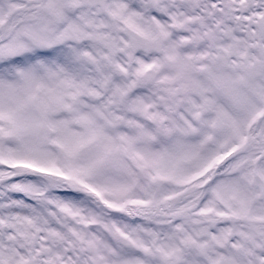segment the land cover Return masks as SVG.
Here are the masks:
<instances>
[{
    "label": "snow or ice",
    "instance_id": "6c2138e0",
    "mask_svg": "<svg viewBox=\"0 0 264 264\" xmlns=\"http://www.w3.org/2000/svg\"><path fill=\"white\" fill-rule=\"evenodd\" d=\"M0 264H264V0H0Z\"/></svg>",
    "mask_w": 264,
    "mask_h": 264
}]
</instances>
